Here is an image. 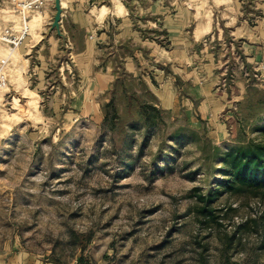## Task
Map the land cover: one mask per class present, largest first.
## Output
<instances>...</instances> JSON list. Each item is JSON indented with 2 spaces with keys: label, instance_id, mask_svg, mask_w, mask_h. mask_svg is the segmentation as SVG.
<instances>
[{
  "label": "rangeland",
  "instance_id": "rangeland-1",
  "mask_svg": "<svg viewBox=\"0 0 264 264\" xmlns=\"http://www.w3.org/2000/svg\"><path fill=\"white\" fill-rule=\"evenodd\" d=\"M22 1L0 0L26 32L0 40V264H264V199L221 185L264 144V0Z\"/></svg>",
  "mask_w": 264,
  "mask_h": 264
},
{
  "label": "trees",
  "instance_id": "trees-1",
  "mask_svg": "<svg viewBox=\"0 0 264 264\" xmlns=\"http://www.w3.org/2000/svg\"><path fill=\"white\" fill-rule=\"evenodd\" d=\"M140 116L145 125L153 126L155 118L161 117V111L153 105L142 104ZM221 165L225 180L221 182L229 193L239 196L258 197L264 199V144L249 143L234 151L226 153ZM212 194L207 198L198 197L202 203L201 211L206 218L215 219L216 212L211 205L216 200ZM264 219V213L260 216Z\"/></svg>",
  "mask_w": 264,
  "mask_h": 264
},
{
  "label": "built area",
  "instance_id": "built-area-1",
  "mask_svg": "<svg viewBox=\"0 0 264 264\" xmlns=\"http://www.w3.org/2000/svg\"><path fill=\"white\" fill-rule=\"evenodd\" d=\"M22 1V0H21ZM46 0H35V2H33V0H25L19 3L20 6H22L23 8H36L38 9L40 6L43 5V3ZM0 36L3 37V39H0L5 45H7L8 47H10V50H16L19 45H21L23 39L26 36V32L24 30L19 31V32H14L13 29L11 28H5L0 30Z\"/></svg>",
  "mask_w": 264,
  "mask_h": 264
},
{
  "label": "crops",
  "instance_id": "crops-1",
  "mask_svg": "<svg viewBox=\"0 0 264 264\" xmlns=\"http://www.w3.org/2000/svg\"><path fill=\"white\" fill-rule=\"evenodd\" d=\"M126 15H127V14H126ZM211 26H216V23H215V22H213ZM210 29H211V28H210Z\"/></svg>",
  "mask_w": 264,
  "mask_h": 264
},
{
  "label": "clouds",
  "instance_id": "clouds-1",
  "mask_svg": "<svg viewBox=\"0 0 264 264\" xmlns=\"http://www.w3.org/2000/svg\"><path fill=\"white\" fill-rule=\"evenodd\" d=\"M33 2H35V0H33ZM0 39H3V37H2V36H0Z\"/></svg>",
  "mask_w": 264,
  "mask_h": 264
}]
</instances>
